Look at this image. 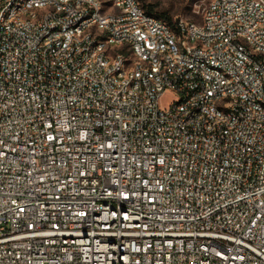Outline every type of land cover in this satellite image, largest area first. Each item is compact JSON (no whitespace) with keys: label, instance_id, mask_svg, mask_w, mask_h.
I'll use <instances>...</instances> for the list:
<instances>
[{"label":"built area","instance_id":"built-area-1","mask_svg":"<svg viewBox=\"0 0 264 264\" xmlns=\"http://www.w3.org/2000/svg\"><path fill=\"white\" fill-rule=\"evenodd\" d=\"M108 5L0 0V264H264V0Z\"/></svg>","mask_w":264,"mask_h":264},{"label":"rangeland","instance_id":"rangeland-1","mask_svg":"<svg viewBox=\"0 0 264 264\" xmlns=\"http://www.w3.org/2000/svg\"><path fill=\"white\" fill-rule=\"evenodd\" d=\"M105 9H109L108 0H102ZM144 8L151 5L157 16L165 13L170 16L173 22L180 19L201 23L205 8L211 0H139ZM176 100V95L172 91L166 92L161 97V106L168 108Z\"/></svg>","mask_w":264,"mask_h":264},{"label":"trees","instance_id":"trees-1","mask_svg":"<svg viewBox=\"0 0 264 264\" xmlns=\"http://www.w3.org/2000/svg\"><path fill=\"white\" fill-rule=\"evenodd\" d=\"M145 9L147 10L148 13L154 14V15L157 16V13L155 12L154 8L151 5L145 6ZM158 17H160V18L164 19L165 21H167L172 27L176 26V22H173L172 18L170 16H168L167 14L161 13V14H159Z\"/></svg>","mask_w":264,"mask_h":264}]
</instances>
